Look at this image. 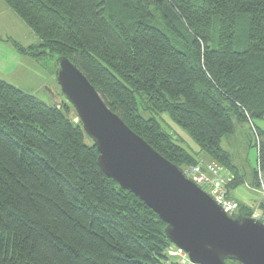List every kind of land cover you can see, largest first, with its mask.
I'll return each instance as SVG.
<instances>
[{"label":"trees","instance_id":"obj_1","mask_svg":"<svg viewBox=\"0 0 264 264\" xmlns=\"http://www.w3.org/2000/svg\"><path fill=\"white\" fill-rule=\"evenodd\" d=\"M3 1L39 40L7 39L17 51L48 57L51 73L53 58L67 57L129 128L180 169L199 153L227 168L230 197L247 177L221 141L250 123L258 188L264 0ZM70 110L66 100L47 104L0 77V264H180L166 251L173 244L165 223L101 171L96 146ZM164 113L197 149L177 142ZM254 209L239 203L237 213L251 217Z\"/></svg>","mask_w":264,"mask_h":264},{"label":"water","instance_id":"obj_2","mask_svg":"<svg viewBox=\"0 0 264 264\" xmlns=\"http://www.w3.org/2000/svg\"><path fill=\"white\" fill-rule=\"evenodd\" d=\"M52 74L96 146L101 171L158 215L167 238L191 263L264 264L263 220L226 213L176 164L129 128L67 57L53 58Z\"/></svg>","mask_w":264,"mask_h":264},{"label":"rangeland","instance_id":"obj_3","mask_svg":"<svg viewBox=\"0 0 264 264\" xmlns=\"http://www.w3.org/2000/svg\"><path fill=\"white\" fill-rule=\"evenodd\" d=\"M10 13L0 16V77L9 83H12L23 91L33 94L47 104H60L65 101L59 85L56 82L53 74L49 71L50 60L46 56H31L23 54L15 49L7 39H12L19 42L23 46H29V37L22 36L19 23L14 21L15 15L8 9ZM17 20V19H15ZM37 42L39 40L37 39ZM25 55V56H24ZM74 123H78L79 119L74 110H70L67 114ZM164 120V125L169 128L177 142L188 150L197 149L193 139L188 134L187 130L176 125L167 113L161 115ZM254 124L257 128L264 132V119H254ZM252 125V124H251ZM236 131L232 135L224 137L221 145L230 150L233 154L234 163L243 167L246 171L247 180L245 184L231 188V196L245 207L255 208L254 212L264 216V172H258V188L254 187L253 168L257 166V151L255 147H249L250 139L255 133L250 127V123L243 122L237 124ZM252 133V134H251ZM255 135V134H254ZM258 141V137H253ZM249 141V142H248ZM199 161L193 165L184 166L181 171L186 172L191 166L201 165L203 169L209 168L210 165L218 169L223 180L225 192H229L228 185L233 180L232 173L223 165L214 162L207 158L206 155L199 153ZM210 174V173H209ZM222 188V187H220ZM229 195V194H228ZM263 210V212H262ZM237 214V211L236 213ZM253 216V215H252ZM251 216V217H252ZM172 245L171 248H173ZM170 247L166 249L169 250Z\"/></svg>","mask_w":264,"mask_h":264},{"label":"built area","instance_id":"obj_4","mask_svg":"<svg viewBox=\"0 0 264 264\" xmlns=\"http://www.w3.org/2000/svg\"><path fill=\"white\" fill-rule=\"evenodd\" d=\"M184 175L205 190L226 213L234 214L237 211L238 201L225 192L226 190L221 184L225 180L221 178L219 170L215 169L214 166L210 165L209 168L203 169L201 165H194L184 172ZM252 217L264 221V216L260 213L254 212ZM167 253L169 256L177 257L180 264H193L181 248L174 246Z\"/></svg>","mask_w":264,"mask_h":264},{"label":"crops","instance_id":"obj_5","mask_svg":"<svg viewBox=\"0 0 264 264\" xmlns=\"http://www.w3.org/2000/svg\"><path fill=\"white\" fill-rule=\"evenodd\" d=\"M8 9H10V8L4 3V1L0 0V16L5 15V11L7 14L10 13ZM10 11H12V10L10 9ZM12 13L15 15V17H16L15 19H17V20H15L13 18V20L19 23V26L21 27L20 29H21V31H23L22 36L25 38H27V36L29 37V44L30 45L36 43L37 37L35 36V34L25 25V23L13 11H12ZM238 203H240V202H238Z\"/></svg>","mask_w":264,"mask_h":264}]
</instances>
